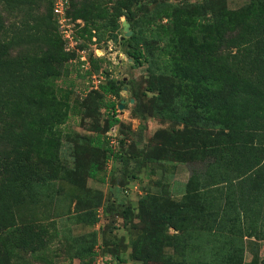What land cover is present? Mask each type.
Wrapping results in <instances>:
<instances>
[{
  "label": "trees",
  "instance_id": "obj_1",
  "mask_svg": "<svg viewBox=\"0 0 264 264\" xmlns=\"http://www.w3.org/2000/svg\"><path fill=\"white\" fill-rule=\"evenodd\" d=\"M3 1L18 13L36 4ZM54 1L45 0L41 15L13 28L0 16V264H33L25 255L52 264L44 252L58 233L36 210L54 182L82 173L79 166L75 172L66 168L60 158L59 126L71 109L80 108L69 105L70 91L58 97L62 91L51 79L73 62L82 69V63L76 50H65ZM110 1L111 12L102 9L101 0H69L67 11L71 22L83 23L75 25L77 37L99 42L107 32L131 66L146 65L148 73L143 91L131 89L129 118L139 125L131 132L129 152L126 127L117 118L120 103L113 99L100 103L108 115L101 131L95 127L91 137L75 136L87 154V178L95 179L110 158L121 164V174L130 162L136 166L126 179L109 176L113 185L103 216L111 227L116 216L123 227L130 226L132 249L145 260L161 258L168 247L170 264H257L264 241V0H250L237 10L214 0ZM121 16L132 31L122 41ZM82 70L89 77L100 72L98 64ZM121 85L110 80L90 94L117 98ZM147 93L152 94L148 104ZM148 111L173 127L157 130L144 145ZM115 126L121 138L112 148L107 133ZM155 140L160 146L153 147ZM147 161L185 165L189 176L178 201L148 192L135 213L119 200V192ZM94 214L78 210L76 219L90 222ZM85 238L71 239L79 264L95 257ZM109 252L122 262L116 244Z\"/></svg>",
  "mask_w": 264,
  "mask_h": 264
},
{
  "label": "rangeland",
  "instance_id": "obj_2",
  "mask_svg": "<svg viewBox=\"0 0 264 264\" xmlns=\"http://www.w3.org/2000/svg\"><path fill=\"white\" fill-rule=\"evenodd\" d=\"M36 4L24 11L13 12L10 7L0 0V16L3 18L6 27L13 28L19 25L21 21L31 20L36 15H41L44 12L45 0H35ZM81 0H73L74 3H79ZM190 3L202 2L204 0H185ZM223 2L224 5L231 10H237L250 0H214V2ZM100 6L108 12L112 11L114 2L110 0H101ZM126 20L121 16L119 22ZM127 21V20H126ZM131 30V28H130ZM107 32L103 35L101 41L97 42L95 39L91 43L80 39L78 35V42L86 45L87 59L91 58L93 61L89 62L90 66L94 64L99 65V73L96 71L91 77L86 75L80 69L78 63L73 62L66 73L51 79L52 84L57 90L58 97H61L64 91H70L68 102L70 106L77 105L80 108L78 113L70 110L69 117L66 122L59 126L61 133V153L60 158L66 168L76 170V166L80 167L82 173L74 174L71 180H59L54 182L52 187L46 191V195L42 197V204L37 208L38 216L46 223H55V230L58 233L44 252L46 259L52 264H79V261L73 257L74 249H72L71 239L81 236H86L84 243L93 244L95 257L93 260H88L85 264H100L101 259H110L106 264H170L166 257L171 255L168 247H164L163 256L153 260H145L136 256L132 249L133 237L131 235L130 226L123 227V220L118 216L115 217L114 227H111L110 222L103 216L102 205L111 191L113 181L109 176L114 172V178L123 176V178L130 175L133 168L136 167L133 162H130L127 172L121 174L118 170L121 164L114 158H110L106 164L100 166L95 179L86 177L85 160L87 154L80 149V143L75 142V136L91 137L95 134L94 128L99 131L103 129L104 122L107 118V111L105 108H100V103L107 102L112 99L116 103H122L123 109L119 111H131V89L143 91L148 78L146 65L133 67L132 61L120 51L117 42L110 40L107 37ZM119 39L123 36L122 27H120ZM95 78L101 77L99 85H104L110 80H116L117 83L123 82L120 86L119 97H113L108 94L98 98L96 94L91 92L98 91L99 86L96 87L93 83ZM152 94L147 93L144 101L149 103V98ZM77 103V104H75ZM119 105V106H120ZM86 109L87 112L85 111ZM79 110V109H78ZM85 111V112H84ZM145 130L143 131L144 145L152 139L153 134L159 129H170L173 125L169 120L164 122L149 111L145 114ZM153 115V116H150ZM123 125L126 127L125 135L128 139V144L124 148L129 152L132 146V134L139 121L135 118L123 119ZM161 141H153L154 146H160ZM106 175V181H105ZM189 170L182 164H170L159 162H145L141 163L135 172V179L128 178L121 186L119 192V200L123 201L126 206L132 209L135 213H139V201L148 192L154 195L168 194L172 201H178L183 192L184 184L187 182ZM126 179V178H125ZM77 202V203H76ZM159 201V203H161ZM158 204V203H157ZM80 212L89 211L94 214V219L90 222H82L76 219L78 210ZM94 212V213H93ZM137 222V221H136ZM53 232V226L50 228ZM173 230L170 229V233ZM95 241V242H93ZM117 245L119 255L122 262L116 261L109 250L114 245ZM257 264H260L264 259V241L259 243ZM30 263L43 264L35 257H29ZM164 259V260H163ZM251 256L248 252L245 253V262L249 263ZM172 264V262H171Z\"/></svg>",
  "mask_w": 264,
  "mask_h": 264
},
{
  "label": "built area",
  "instance_id": "obj_3",
  "mask_svg": "<svg viewBox=\"0 0 264 264\" xmlns=\"http://www.w3.org/2000/svg\"><path fill=\"white\" fill-rule=\"evenodd\" d=\"M69 9V0H55L53 3L52 13L54 18L58 24L59 31L62 35V38L65 40V50L67 52L75 51L78 53L79 61L82 63L81 68L87 70L90 66L89 60L87 59L86 50L84 49H76V45L78 44L77 37V28L75 25H79L81 27L83 25L81 20H76L75 22H71V19L67 16V11ZM93 83L97 87L100 83L101 77L95 78L93 76ZM117 118L119 120H123L125 118H129V111H117ZM108 143L112 148H116L118 144V139L121 138V135L118 133V128L112 127L108 133ZM100 264H104V260L100 258Z\"/></svg>",
  "mask_w": 264,
  "mask_h": 264
},
{
  "label": "water",
  "instance_id": "obj_4",
  "mask_svg": "<svg viewBox=\"0 0 264 264\" xmlns=\"http://www.w3.org/2000/svg\"><path fill=\"white\" fill-rule=\"evenodd\" d=\"M121 27H122V31H123V36L120 38V40L122 41L125 38H129L132 35V31L130 30V24L126 20H123L121 22ZM133 102H134L133 99H131L130 104H132ZM118 109H120V110L123 109L122 103Z\"/></svg>",
  "mask_w": 264,
  "mask_h": 264
}]
</instances>
